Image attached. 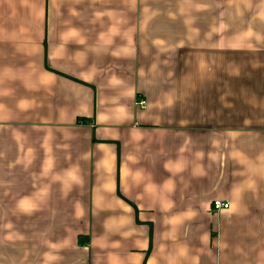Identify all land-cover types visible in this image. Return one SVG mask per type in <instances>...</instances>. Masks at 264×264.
<instances>
[{"label":"crops","instance_id":"0c3cea01","mask_svg":"<svg viewBox=\"0 0 264 264\" xmlns=\"http://www.w3.org/2000/svg\"><path fill=\"white\" fill-rule=\"evenodd\" d=\"M0 264H264V0H0Z\"/></svg>","mask_w":264,"mask_h":264},{"label":"built area","instance_id":"2783aa9c","mask_svg":"<svg viewBox=\"0 0 264 264\" xmlns=\"http://www.w3.org/2000/svg\"><path fill=\"white\" fill-rule=\"evenodd\" d=\"M136 107L139 109L145 108V101L143 99H136L135 102ZM228 209V202L227 201H222V200H216L212 202V211L214 212H219L221 210H226Z\"/></svg>","mask_w":264,"mask_h":264}]
</instances>
